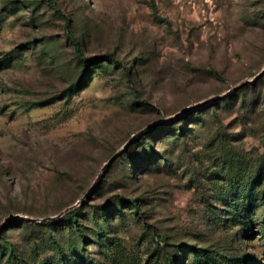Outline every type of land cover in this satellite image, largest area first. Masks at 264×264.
Returning <instances> with one entry per match:
<instances>
[{
  "label": "rangeland",
  "instance_id": "1",
  "mask_svg": "<svg viewBox=\"0 0 264 264\" xmlns=\"http://www.w3.org/2000/svg\"><path fill=\"white\" fill-rule=\"evenodd\" d=\"M263 70L264 0H0V264H264Z\"/></svg>",
  "mask_w": 264,
  "mask_h": 264
},
{
  "label": "water",
  "instance_id": "2",
  "mask_svg": "<svg viewBox=\"0 0 264 264\" xmlns=\"http://www.w3.org/2000/svg\"><path fill=\"white\" fill-rule=\"evenodd\" d=\"M263 72H264V70H263L260 74H262ZM260 74H259V75H260ZM144 129H145V128H144ZM144 129H143V130H144ZM139 133H140V132L135 133V134L133 135V138H134L135 136H137ZM133 138H132V139H133ZM132 139H130L127 143H125V145H124L119 151H117V152H116V153H115L110 159H108V161L104 164V167H103V168H106V167L110 166V165L114 162V160L118 157L120 151H121L123 148L127 147V146L131 143ZM74 206H75V205L69 206V207H67L65 210L61 211L60 213H58L57 215L52 216V217L60 216V215L64 214L65 212H67L68 210H70L71 208H73ZM45 218L48 219V218H51V217H45Z\"/></svg>",
  "mask_w": 264,
  "mask_h": 264
},
{
  "label": "trees",
  "instance_id": "3",
  "mask_svg": "<svg viewBox=\"0 0 264 264\" xmlns=\"http://www.w3.org/2000/svg\"><path fill=\"white\" fill-rule=\"evenodd\" d=\"M76 45H77V48H78V44H77V43H76ZM116 159H117V158H116ZM116 159H115V160H116ZM115 160H114V161H115ZM78 230H79V233L81 234V236H84V235H83L82 227L79 226V225H78Z\"/></svg>",
  "mask_w": 264,
  "mask_h": 264
}]
</instances>
